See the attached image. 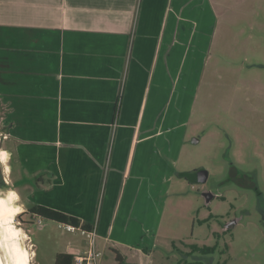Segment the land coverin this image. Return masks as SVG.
<instances>
[{"label": "crops", "instance_id": "crops-1", "mask_svg": "<svg viewBox=\"0 0 264 264\" xmlns=\"http://www.w3.org/2000/svg\"><path fill=\"white\" fill-rule=\"evenodd\" d=\"M219 5L0 0V106L26 200L97 226L102 264L156 250Z\"/></svg>", "mask_w": 264, "mask_h": 264}, {"label": "rangeland", "instance_id": "rangeland-1", "mask_svg": "<svg viewBox=\"0 0 264 264\" xmlns=\"http://www.w3.org/2000/svg\"><path fill=\"white\" fill-rule=\"evenodd\" d=\"M219 1L199 72L188 82L195 85L178 167L188 175L173 183L147 264H179L185 244L218 248L186 258L191 264H264V0ZM11 146L0 106V197L18 194L8 205L19 211L10 222L25 264L84 252L86 232L28 214L34 203ZM199 171L204 181L188 177Z\"/></svg>", "mask_w": 264, "mask_h": 264}, {"label": "trees", "instance_id": "trees-1", "mask_svg": "<svg viewBox=\"0 0 264 264\" xmlns=\"http://www.w3.org/2000/svg\"><path fill=\"white\" fill-rule=\"evenodd\" d=\"M183 176H186L184 174ZM28 214L33 217L44 218L49 221H54L60 225L72 226L75 230H81L86 233H89L92 229L91 225L82 223L80 219L70 216L61 211L51 209L42 205H34L27 208ZM173 247H176L175 242H173ZM187 248L186 251H180L182 254V259L179 261V264H191L186 258H189L193 255L199 254L201 256H209L217 252V245L208 246V245H199V244H185ZM118 264H125V261L120 255L117 256ZM55 264H74V255L70 253H59L56 256Z\"/></svg>", "mask_w": 264, "mask_h": 264}, {"label": "bare ground", "instance_id": "bare-ground-1", "mask_svg": "<svg viewBox=\"0 0 264 264\" xmlns=\"http://www.w3.org/2000/svg\"><path fill=\"white\" fill-rule=\"evenodd\" d=\"M7 153L3 152L2 159H6ZM7 200L0 197V264H25L21 256L14 237L11 225V218L18 212L11 208L8 203L18 199L14 191L8 193Z\"/></svg>", "mask_w": 264, "mask_h": 264}, {"label": "built area", "instance_id": "built-area-1", "mask_svg": "<svg viewBox=\"0 0 264 264\" xmlns=\"http://www.w3.org/2000/svg\"><path fill=\"white\" fill-rule=\"evenodd\" d=\"M65 227L68 230H74L72 226ZM88 234V247L84 252L74 255V264H102L104 252L99 246L97 226H93Z\"/></svg>", "mask_w": 264, "mask_h": 264}, {"label": "water", "instance_id": "water-1", "mask_svg": "<svg viewBox=\"0 0 264 264\" xmlns=\"http://www.w3.org/2000/svg\"><path fill=\"white\" fill-rule=\"evenodd\" d=\"M188 177L192 181H195V182H201V181H204V179H206V175L203 171H199L198 173L190 174Z\"/></svg>", "mask_w": 264, "mask_h": 264}, {"label": "flooded vegetation", "instance_id": "flooded-vegetation-1", "mask_svg": "<svg viewBox=\"0 0 264 264\" xmlns=\"http://www.w3.org/2000/svg\"><path fill=\"white\" fill-rule=\"evenodd\" d=\"M203 172H205V171H203ZM253 184V183H252ZM185 246V245H184Z\"/></svg>", "mask_w": 264, "mask_h": 264}]
</instances>
